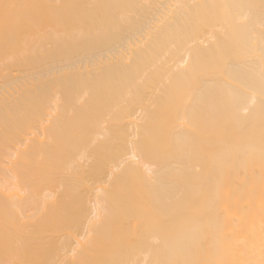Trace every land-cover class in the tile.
<instances>
[{"label": "bare ground", "instance_id": "obj_1", "mask_svg": "<svg viewBox=\"0 0 264 264\" xmlns=\"http://www.w3.org/2000/svg\"><path fill=\"white\" fill-rule=\"evenodd\" d=\"M0 264H264V0H0Z\"/></svg>", "mask_w": 264, "mask_h": 264}]
</instances>
